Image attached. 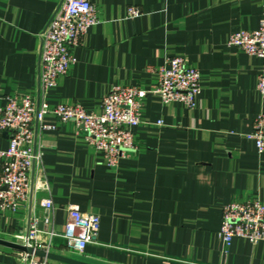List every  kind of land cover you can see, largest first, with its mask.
<instances>
[{"label":"crops","instance_id":"crops-1","mask_svg":"<svg viewBox=\"0 0 264 264\" xmlns=\"http://www.w3.org/2000/svg\"><path fill=\"white\" fill-rule=\"evenodd\" d=\"M60 1L0 0V105L9 95H38L40 34ZM263 1L90 0L97 22L45 95L48 105L77 102L99 114L113 86L150 90L158 68L174 56L199 71L196 105L144 97L133 129L137 152L116 168L72 123L47 114L44 123L55 128L36 141L48 193L32 192L15 212L0 213V238L15 241L33 221L41 231H62L74 209L97 214L99 232L81 255L53 238L57 256L88 264H264V240L233 239L225 250L218 237L225 205L264 204V150L245 137L264 113L256 89L264 59L227 44L231 34L258 28ZM131 6L139 16H126ZM42 198L53 203L48 225ZM0 264L25 263L0 246Z\"/></svg>","mask_w":264,"mask_h":264},{"label":"built area","instance_id":"built-area-1","mask_svg":"<svg viewBox=\"0 0 264 264\" xmlns=\"http://www.w3.org/2000/svg\"><path fill=\"white\" fill-rule=\"evenodd\" d=\"M139 15L137 7L127 8L128 18ZM96 22V10L90 0H61L40 34L38 95H9L0 105V137L5 135L7 141V148L0 149V213L15 212L30 200L32 192L48 193L41 150L36 141L39 133L55 128L44 123L47 114L54 115L61 122L72 123L85 142L102 153L107 166L116 168L121 160L137 152L133 129L141 123L144 97L155 94L163 104L179 102L189 110L195 107L200 93L199 71L177 56L168 58L158 68L157 83L150 90L139 86H113L103 98L99 114L87 112L77 102L48 105L45 95L75 63L73 49L82 43L84 34ZM227 44L264 59V1L258 28L231 34ZM256 89L264 98V66L257 78ZM245 137L253 140L258 153L263 152L264 113L256 116L252 131ZM38 206L48 212L43 220L48 225L52 200L42 198ZM99 227L97 214L69 209L68 221L62 231L54 228L41 231L33 221L25 233L16 234L14 239L34 249L51 252L52 239L60 238L68 252L81 255L87 245L96 240ZM218 237L225 250L233 239H246L251 243L264 240V204L247 200L225 205ZM19 254L25 264L49 263L45 258Z\"/></svg>","mask_w":264,"mask_h":264},{"label":"water","instance_id":"water-1","mask_svg":"<svg viewBox=\"0 0 264 264\" xmlns=\"http://www.w3.org/2000/svg\"><path fill=\"white\" fill-rule=\"evenodd\" d=\"M0 246L12 249L18 253L23 254L25 257L34 256L40 259L45 258L47 260L59 261L66 264H88L75 259L57 256L51 252H45L40 249H34L32 246L28 245L27 243L21 244L15 241L0 238Z\"/></svg>","mask_w":264,"mask_h":264}]
</instances>
